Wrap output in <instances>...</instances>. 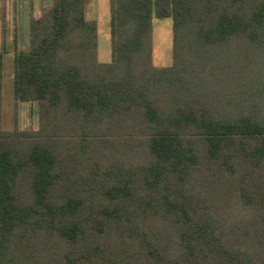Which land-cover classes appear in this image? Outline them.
<instances>
[{
    "label": "trees",
    "instance_id": "trees-1",
    "mask_svg": "<svg viewBox=\"0 0 264 264\" xmlns=\"http://www.w3.org/2000/svg\"><path fill=\"white\" fill-rule=\"evenodd\" d=\"M0 0V264H264V0ZM171 19V66L153 16ZM13 34V35H12ZM14 95L39 127L2 128ZM2 40V41H1Z\"/></svg>",
    "mask_w": 264,
    "mask_h": 264
},
{
    "label": "rangeland",
    "instance_id": "rangeland-1",
    "mask_svg": "<svg viewBox=\"0 0 264 264\" xmlns=\"http://www.w3.org/2000/svg\"><path fill=\"white\" fill-rule=\"evenodd\" d=\"M110 2L111 0H91L87 9V16L96 19L99 27V61L108 63L111 61V35H110ZM13 0H9L7 23L10 31L14 28V16L12 12ZM19 47H30V23L18 22ZM13 35V34H12ZM153 61L159 68L171 66L173 63V25L171 19H158L154 9L153 16ZM13 37L7 38L5 47L8 49L5 79L3 88V119L2 128L6 131H14L16 128L23 130L38 129V106L34 103H20L14 95V54ZM2 41V40H1Z\"/></svg>",
    "mask_w": 264,
    "mask_h": 264
},
{
    "label": "crops",
    "instance_id": "crops-1",
    "mask_svg": "<svg viewBox=\"0 0 264 264\" xmlns=\"http://www.w3.org/2000/svg\"><path fill=\"white\" fill-rule=\"evenodd\" d=\"M15 1L17 5V22H20V23L22 22L30 23L32 14H39L43 7L50 6L53 3V0H15ZM27 49L28 48H24V50H27ZM34 104H37V103H34Z\"/></svg>",
    "mask_w": 264,
    "mask_h": 264
}]
</instances>
